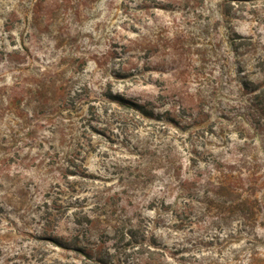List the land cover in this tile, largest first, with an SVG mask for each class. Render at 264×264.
I'll use <instances>...</instances> for the list:
<instances>
[{"label": "rangeland", "instance_id": "obj_1", "mask_svg": "<svg viewBox=\"0 0 264 264\" xmlns=\"http://www.w3.org/2000/svg\"><path fill=\"white\" fill-rule=\"evenodd\" d=\"M0 264H264V0H0Z\"/></svg>", "mask_w": 264, "mask_h": 264}, {"label": "trees", "instance_id": "obj_2", "mask_svg": "<svg viewBox=\"0 0 264 264\" xmlns=\"http://www.w3.org/2000/svg\"><path fill=\"white\" fill-rule=\"evenodd\" d=\"M121 101H123V100H121Z\"/></svg>", "mask_w": 264, "mask_h": 264}]
</instances>
